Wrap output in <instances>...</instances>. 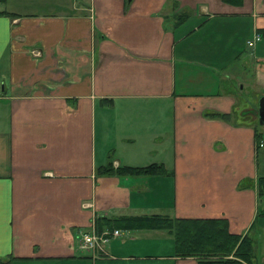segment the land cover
Instances as JSON below:
<instances>
[{"label":"crops","instance_id":"0c3cea01","mask_svg":"<svg viewBox=\"0 0 264 264\" xmlns=\"http://www.w3.org/2000/svg\"><path fill=\"white\" fill-rule=\"evenodd\" d=\"M34 6L0 9V261L196 264L163 230L112 228L104 257L79 248L97 217L144 214L225 218L258 260L264 125L247 102L264 94V0Z\"/></svg>","mask_w":264,"mask_h":264},{"label":"trees","instance_id":"16d2710c","mask_svg":"<svg viewBox=\"0 0 264 264\" xmlns=\"http://www.w3.org/2000/svg\"><path fill=\"white\" fill-rule=\"evenodd\" d=\"M236 4L239 0H222ZM184 17L179 16L176 23ZM159 166L153 163L141 167L110 165L97 168V173L117 175H154ZM257 196H264V176L256 180ZM97 231L119 228L123 230H163L172 238L173 255L193 257L196 264H250L252 261L251 239L247 235L230 233L225 218H171L165 215H122L112 218L97 217ZM8 258L0 264H11Z\"/></svg>","mask_w":264,"mask_h":264},{"label":"rangeland","instance_id":"374dc122","mask_svg":"<svg viewBox=\"0 0 264 264\" xmlns=\"http://www.w3.org/2000/svg\"><path fill=\"white\" fill-rule=\"evenodd\" d=\"M24 1L25 2V6H22V4L19 5V2H22ZM3 1L0 0V9L3 8V9H9V10H13L14 9H18L19 11H24V10H33L35 8L34 6V2L35 0H4V2L2 3ZM247 97V96H246ZM245 97V98H246ZM258 98L259 96L255 95H249L248 96V102L249 103V106H250V112L252 111V114L250 113L249 115H251V122L253 123V125L258 129V128H261L263 125H260L258 122H257V117H256V107H257V101H258ZM250 118V117H248ZM255 148L257 149L256 153H257V163H260L263 165L264 164V156L262 157V153L264 152V138L261 139V137L259 136H256L255 137ZM262 165H261V170L264 172V168H262ZM264 166V165H263ZM257 189V188H256ZM257 192V190H256ZM262 198H264V196H262ZM263 227L261 229V231L263 232V236H261V247L263 248L261 251H260V248H259V251L260 252H257L258 254V260L255 259L254 257V254H255V249L258 248V246L254 245L253 244V241L251 240V245H252V261L250 264H264V260L261 259V257L264 258V218H263V223L261 224ZM125 233V232H124ZM126 234V233H125ZM260 236V234H259ZM260 240V238H259ZM101 256L104 257L106 255H104L102 252H101ZM255 259V260H254ZM122 264H133L131 263L130 261L129 262H124ZM143 264V263H142ZM147 264H157V263H154V262H149ZM243 264H247V263H243Z\"/></svg>","mask_w":264,"mask_h":264},{"label":"built area","instance_id":"2783aa9c","mask_svg":"<svg viewBox=\"0 0 264 264\" xmlns=\"http://www.w3.org/2000/svg\"><path fill=\"white\" fill-rule=\"evenodd\" d=\"M260 39V35L255 33L251 40L246 41L247 46H252L253 43ZM120 231L117 229H102L97 231L94 223H91L90 228L87 231H80L78 233V246L84 251L90 252L92 257L101 256V252L105 254L103 247L107 241L111 238L118 237Z\"/></svg>","mask_w":264,"mask_h":264},{"label":"water","instance_id":"95a60500","mask_svg":"<svg viewBox=\"0 0 264 264\" xmlns=\"http://www.w3.org/2000/svg\"><path fill=\"white\" fill-rule=\"evenodd\" d=\"M257 122L264 125V94L259 96L256 107Z\"/></svg>","mask_w":264,"mask_h":264}]
</instances>
